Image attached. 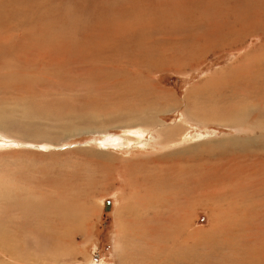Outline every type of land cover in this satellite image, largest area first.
<instances>
[{"label": "rangeland", "instance_id": "rangeland-1", "mask_svg": "<svg viewBox=\"0 0 264 264\" xmlns=\"http://www.w3.org/2000/svg\"><path fill=\"white\" fill-rule=\"evenodd\" d=\"M262 246L264 0H0V264Z\"/></svg>", "mask_w": 264, "mask_h": 264}, {"label": "bare ground", "instance_id": "bare-ground-1", "mask_svg": "<svg viewBox=\"0 0 264 264\" xmlns=\"http://www.w3.org/2000/svg\"><path fill=\"white\" fill-rule=\"evenodd\" d=\"M155 44H156V42H155ZM163 50V49H162ZM149 53V52H148ZM175 244V243H174ZM151 247H154L155 249L154 250H156V252L155 251H153V253L155 254V255H157L158 253H162L163 252V250H161V247H159V246H157V245H155V246H151ZM262 247H264V246H262ZM176 245H172L171 247H170V251L169 252H167L164 256H163V258L164 259H167L170 255H171V252L172 251H175L176 250ZM171 249H173L172 251H171ZM259 253H263V250H259ZM258 259H260V260H262V259H264L263 258V255L262 254H260L259 256H258ZM19 263V262H18ZM45 263V262H44ZM44 263H42V260L40 261V262H38L37 264H44ZM26 264H28V263H26Z\"/></svg>", "mask_w": 264, "mask_h": 264}, {"label": "water", "instance_id": "water-1", "mask_svg": "<svg viewBox=\"0 0 264 264\" xmlns=\"http://www.w3.org/2000/svg\"><path fill=\"white\" fill-rule=\"evenodd\" d=\"M105 204V212H109L112 208V202L110 200H107L104 202Z\"/></svg>", "mask_w": 264, "mask_h": 264}]
</instances>
